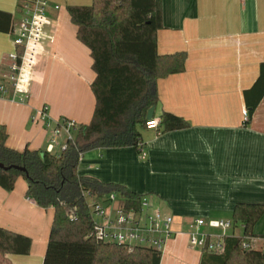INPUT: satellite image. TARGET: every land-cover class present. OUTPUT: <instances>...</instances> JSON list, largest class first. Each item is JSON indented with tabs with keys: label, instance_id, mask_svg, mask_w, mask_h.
Masks as SVG:
<instances>
[{
	"label": "crops",
	"instance_id": "obj_1",
	"mask_svg": "<svg viewBox=\"0 0 264 264\" xmlns=\"http://www.w3.org/2000/svg\"><path fill=\"white\" fill-rule=\"evenodd\" d=\"M162 1L158 52L185 51L187 60L183 72L158 79L153 117L161 119L169 112L185 119L189 127L168 132L141 129V149H91L81 157L78 172L147 195L156 208L173 217V235L160 264H200L202 247L191 242V232L221 231L199 226L197 219L231 221L236 203H264V95L245 124V92L257 81L264 63V0ZM21 2L0 0V10L17 21L22 17ZM54 6L49 0L30 100L0 98V123L7 127L8 145L17 150L28 146L47 151L59 120H73L79 127L93 116L90 50L83 44L86 55L67 16H60ZM14 50L13 36L0 31L2 82L7 81L8 55ZM44 105L48 111L42 120L39 112ZM67 139L66 135L60 142L59 137L52 153H60ZM20 186L16 192L0 187V226L31 237V251L4 258L8 264H43L54 211L37 205L26 196L27 185ZM255 232L259 236L251 242L261 240L263 247L264 227L256 225Z\"/></svg>",
	"mask_w": 264,
	"mask_h": 264
},
{
	"label": "trees",
	"instance_id": "obj_2",
	"mask_svg": "<svg viewBox=\"0 0 264 264\" xmlns=\"http://www.w3.org/2000/svg\"><path fill=\"white\" fill-rule=\"evenodd\" d=\"M77 27V38L90 50L95 78L91 90L95 108L89 123H81L74 137L67 139L60 153L8 145V131L0 123V162L25 170L0 167V187L15 189L19 177L27 182L26 196L42 208H53V220L43 264H160L162 253L155 249L104 243L90 237L93 219L85 192L98 197L117 194L129 204L140 203L138 194L118 183H105L81 175L84 153L95 148L143 147L141 129L147 114L158 104L157 81L183 72L185 51L160 54L157 32L163 28L162 0H92L91 5L67 7ZM12 15L0 10V31L10 32ZM264 95V63L254 85L246 90L248 107L245 124ZM161 127V128H160ZM189 123L165 112L158 129H184ZM69 212L74 213L71 218ZM264 216V203L238 202L232 215V234L223 238L221 248L202 247L200 264H264V249H246L243 241L259 236L255 227ZM240 225H244L241 228ZM242 229V234L238 233ZM264 237V235H261ZM32 239L0 226V253L28 255Z\"/></svg>",
	"mask_w": 264,
	"mask_h": 264
},
{
	"label": "built area",
	"instance_id": "obj_3",
	"mask_svg": "<svg viewBox=\"0 0 264 264\" xmlns=\"http://www.w3.org/2000/svg\"><path fill=\"white\" fill-rule=\"evenodd\" d=\"M21 1L22 17L13 21L10 28L15 50L8 55L11 61L10 72L6 82L0 81V98L27 102L31 98L30 87L34 78L35 62L43 50L49 0ZM54 7L59 9L58 5ZM47 111L48 106L44 105L39 112L40 119L46 118ZM246 116L245 112V118ZM159 124L160 119L153 117L147 119L146 128L158 129ZM77 128L78 125L73 120H59L47 151H53L61 135L72 137V133ZM84 195L93 219V230L89 236L98 241L121 245L129 251L137 247H146L162 253L167 240L173 235V217L156 208L147 195H144L136 205H128L127 201L122 200L115 193L98 197L87 191ZM69 215L71 218L75 216L73 212H69ZM195 223L199 226L207 224L213 229H220L219 234L198 230L190 234L192 243L200 247L208 245L212 250L221 248L223 238L231 235L232 232L229 231L233 229L232 221L210 220L206 223L203 219H197ZM240 226L244 227V225ZM253 238L255 237L244 240L243 247L252 248ZM263 247L253 249H264Z\"/></svg>",
	"mask_w": 264,
	"mask_h": 264
},
{
	"label": "rangeland",
	"instance_id": "obj_4",
	"mask_svg": "<svg viewBox=\"0 0 264 264\" xmlns=\"http://www.w3.org/2000/svg\"><path fill=\"white\" fill-rule=\"evenodd\" d=\"M50 1H52L53 4L59 6V11L58 12H59V15L60 16H63V17H66L67 16V21H68L69 25L74 29V33L75 34H73V35L75 36V38L77 39V41H79L78 38H77V35H76V32H77L76 25H74L72 23L71 19L69 18V16H68L69 13H68L67 7L70 6V5H78V6H80V5H91L92 4V0L88 1V3H85V4H72V3H67L66 4V2H68L66 0H50ZM81 1H86V0H81ZM50 16H51V18H53V15H50ZM77 43H80L79 45H81V47H83L86 50V55H87V48L80 41L77 42ZM78 55H79V52H77L76 56H78ZM80 58H82V60L85 61V59H84L83 56H81ZM8 62H9V60H8ZM64 140L66 141V135H61L60 136V142H63ZM79 168H82V164L81 163L79 164ZM21 184L22 185L25 184V188H26L27 182H26V179L24 177H19L17 179L16 185H15V189H14L15 192L20 190L19 187H21L20 186ZM163 213L164 214H167L165 212H163ZM167 215H169V214H167ZM258 226L259 227H262V228L264 227V216L258 222L257 227ZM229 233H230V231H229ZM260 241L261 240H256V241L253 240L252 241V248H260L261 247L260 246ZM4 256L5 255H3V254L0 253V264H8V262L5 260Z\"/></svg>",
	"mask_w": 264,
	"mask_h": 264
},
{
	"label": "water",
	"instance_id": "obj_5",
	"mask_svg": "<svg viewBox=\"0 0 264 264\" xmlns=\"http://www.w3.org/2000/svg\"><path fill=\"white\" fill-rule=\"evenodd\" d=\"M154 111H155V107H151L148 111V114H147V119H151L153 118L154 116ZM0 167L5 169V170H8L10 168H16V169H19V170H22L24 171L25 169L23 167H19V166H5L3 163L0 162Z\"/></svg>",
	"mask_w": 264,
	"mask_h": 264
}]
</instances>
